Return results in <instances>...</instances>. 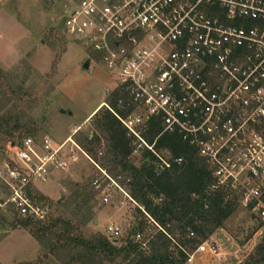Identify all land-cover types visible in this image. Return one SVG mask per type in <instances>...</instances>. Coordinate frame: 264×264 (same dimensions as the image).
Here are the masks:
<instances>
[{"label":"built area","instance_id":"built-area-1","mask_svg":"<svg viewBox=\"0 0 264 264\" xmlns=\"http://www.w3.org/2000/svg\"><path fill=\"white\" fill-rule=\"evenodd\" d=\"M4 0H0V3ZM67 37L81 43L116 85L115 106L104 108L121 124L132 152L152 156L157 175L183 163L156 149L163 135L195 151L211 175L209 192L235 198L264 238V0H76L64 13ZM150 129H160L152 142ZM38 144L26 136L7 149L0 166V210L34 222L50 209L32 191L48 182L52 167L81 158L99 168L73 139ZM101 156V153H99ZM101 180L120 189L105 170ZM102 202L108 203L104 188ZM128 182V180H127ZM109 185H107L108 188ZM147 224L161 228L139 207ZM106 234L115 239L117 229ZM192 236V234L190 235ZM134 241L146 247L137 231ZM211 235L194 254L215 255Z\"/></svg>","mask_w":264,"mask_h":264},{"label":"rangeland","instance_id":"rangeland-1","mask_svg":"<svg viewBox=\"0 0 264 264\" xmlns=\"http://www.w3.org/2000/svg\"><path fill=\"white\" fill-rule=\"evenodd\" d=\"M75 1L0 3V166L12 155L7 150L10 145H17L26 136L38 144L44 138L59 144L79 129L73 139L80 145L85 137L99 135L92 118L100 109L98 106L103 109L102 105L109 104L116 81L81 43L65 35L64 13ZM87 61L89 67L84 69ZM105 146L102 139L101 156L98 153L96 160L86 154L120 189L108 181L103 183L99 168L81 158L77 164L64 161L60 167L53 166L47 184L32 192L47 199L39 201L49 207L48 218L80 224L86 239L101 234L112 242H120L142 220L145 223L139 230L143 239H148L158 229L141 218L138 205L125 186L128 177L114 171L112 159L105 155ZM159 152L165 155L163 150ZM144 156L131 154L128 162L139 168L147 159ZM96 180L108 195V203H103L101 191H96ZM73 185L87 187L93 200L84 207L79 199L70 205L76 190ZM0 214L9 221L13 216L5 209ZM110 226L119 232L115 239L106 234ZM212 236L223 242L217 247V256L194 254V264H243L260 243L254 222L239 205ZM187 253L191 255L193 251ZM0 264L58 263L46 257L26 231L0 227Z\"/></svg>","mask_w":264,"mask_h":264},{"label":"trees","instance_id":"trees-1","mask_svg":"<svg viewBox=\"0 0 264 264\" xmlns=\"http://www.w3.org/2000/svg\"><path fill=\"white\" fill-rule=\"evenodd\" d=\"M109 105L115 106V95L110 97ZM92 122L99 135L90 139L85 137L80 142L81 147L96 160L104 140L105 155L112 159L114 171L128 177L125 186L129 197L161 230L143 239L146 242L143 249L133 239L135 232H140V226L145 223L140 211L141 223L134 225L130 234L120 242H112L101 234L86 239L80 232V224L62 218L51 217L44 222H34L13 213L9 221L0 214V227L26 231L45 256L53 258L58 264H184V252L193 251L223 226L238 207L236 199L224 191L209 192L210 172L195 151L176 136H161L156 142V149L174 158L182 157L183 163L174 164L157 175L149 154H145L147 159L139 168L128 162L132 152L131 141L111 113L100 108L93 115ZM159 132L160 129H150L149 142ZM73 187L76 190L70 205L79 199L81 207H84L93 200L94 195L88 193L87 187ZM32 195L37 200L47 201L36 192ZM243 264H264V238Z\"/></svg>","mask_w":264,"mask_h":264},{"label":"water","instance_id":"water-1","mask_svg":"<svg viewBox=\"0 0 264 264\" xmlns=\"http://www.w3.org/2000/svg\"><path fill=\"white\" fill-rule=\"evenodd\" d=\"M89 67V61H87L85 64H84V69H88ZM63 113V112H62Z\"/></svg>","mask_w":264,"mask_h":264},{"label":"crops","instance_id":"crops-1","mask_svg":"<svg viewBox=\"0 0 264 264\" xmlns=\"http://www.w3.org/2000/svg\"><path fill=\"white\" fill-rule=\"evenodd\" d=\"M99 105H100V104H99ZM98 108H101V105H100V106H98ZM66 138H67V137H66ZM66 138H65V139H66ZM65 139H64V140H65Z\"/></svg>","mask_w":264,"mask_h":264}]
</instances>
